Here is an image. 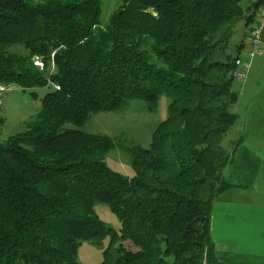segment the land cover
I'll use <instances>...</instances> for the list:
<instances>
[{"label": "trees", "instance_id": "16d2710c", "mask_svg": "<svg viewBox=\"0 0 264 264\" xmlns=\"http://www.w3.org/2000/svg\"><path fill=\"white\" fill-rule=\"evenodd\" d=\"M263 1L248 7L247 23ZM102 2L0 0V86L46 88L30 92L40 110L26 129L0 140V264H81V241L106 237L101 264H218L211 213L232 186L221 141L237 119L231 85L243 42L229 45L247 8L119 0L102 22ZM163 94L166 116L148 145L127 147L134 173L111 168L114 140L82 129L89 116L132 100L152 110Z\"/></svg>", "mask_w": 264, "mask_h": 264}, {"label": "rangeland", "instance_id": "374dc122", "mask_svg": "<svg viewBox=\"0 0 264 264\" xmlns=\"http://www.w3.org/2000/svg\"><path fill=\"white\" fill-rule=\"evenodd\" d=\"M255 1L243 0V5L247 9L244 11V18L236 24L229 45V51L233 52L235 44L245 43L240 57L243 60L250 61V66L246 70V77L250 76L247 84L243 82L245 79L234 77L231 85L235 91L242 84L248 85L250 91L247 92V95L244 92L241 97L240 104L242 107H244L246 99L251 94V90H254V87H256L258 95L264 96V35L259 51L252 57L246 55V51L249 48V30L254 19L247 23L245 17L251 13L252 10L248 7H251ZM118 2L119 0H103L100 14L102 22L108 20L110 13L117 6ZM10 49L18 53H24L22 46H12ZM51 69H53L52 65H50ZM249 70H251L250 73ZM31 91H36L39 96H42L46 92V88L35 87L24 90L17 85L11 84L3 86V89H0L1 114L4 117V122L0 127V140H5L10 135L26 129V123L34 119L38 114L40 101L31 95ZM169 102V97L163 94L157 105L152 110H147L144 101L132 100L119 111L92 113L82 126V129L87 132L110 136L114 140V147L107 153L105 157L106 162L114 170L130 176L134 173V170L131 167L130 154L127 151V147L148 145L153 130L166 116ZM233 107H235L234 104L231 106V111H234ZM240 135L236 125L233 124L223 136L221 141L222 146L229 152L235 146ZM95 211L107 226H110L117 232L120 231V220L108 204L96 202ZM108 243V237L104 238L100 245L91 241H81L77 252V259L81 264H101L103 249Z\"/></svg>", "mask_w": 264, "mask_h": 264}, {"label": "crops", "instance_id": "0c3cea01", "mask_svg": "<svg viewBox=\"0 0 264 264\" xmlns=\"http://www.w3.org/2000/svg\"><path fill=\"white\" fill-rule=\"evenodd\" d=\"M244 47L245 43L242 51ZM248 91V85L239 87L233 107L241 135L225 169L232 186L212 206L211 236L218 264H264V96L254 87L244 110L241 97Z\"/></svg>", "mask_w": 264, "mask_h": 264}, {"label": "built area", "instance_id": "2783aa9c", "mask_svg": "<svg viewBox=\"0 0 264 264\" xmlns=\"http://www.w3.org/2000/svg\"><path fill=\"white\" fill-rule=\"evenodd\" d=\"M264 35V1L255 15L253 24L249 30V48L246 51V55L252 57L257 53L263 43ZM35 63L42 67L41 61L36 58ZM250 66L249 60H243L241 57H238L235 60V71L234 76L239 79H245L247 73L246 70ZM0 89H3V86H0ZM201 264H211L207 260H203Z\"/></svg>", "mask_w": 264, "mask_h": 264}]
</instances>
